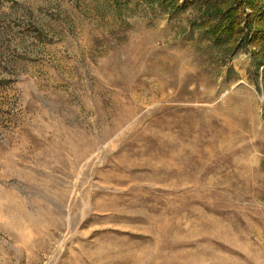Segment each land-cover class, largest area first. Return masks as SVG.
<instances>
[{
  "label": "rangeland",
  "instance_id": "1",
  "mask_svg": "<svg viewBox=\"0 0 264 264\" xmlns=\"http://www.w3.org/2000/svg\"><path fill=\"white\" fill-rule=\"evenodd\" d=\"M217 1L0 0V264H264V52Z\"/></svg>",
  "mask_w": 264,
  "mask_h": 264
},
{
  "label": "trees",
  "instance_id": "2",
  "mask_svg": "<svg viewBox=\"0 0 264 264\" xmlns=\"http://www.w3.org/2000/svg\"><path fill=\"white\" fill-rule=\"evenodd\" d=\"M209 8L218 18L210 27V32L223 35L233 43L238 44L244 38V31H251L249 43L258 47V52H264V0H218ZM246 10H250V17ZM245 14L243 21L239 15ZM217 15V16H216ZM260 66L264 63L260 61Z\"/></svg>",
  "mask_w": 264,
  "mask_h": 264
}]
</instances>
